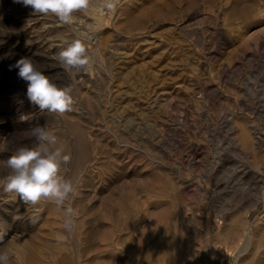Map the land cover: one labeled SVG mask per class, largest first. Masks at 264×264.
Listing matches in <instances>:
<instances>
[{
  "label": "rangeland",
  "instance_id": "rangeland-1",
  "mask_svg": "<svg viewBox=\"0 0 264 264\" xmlns=\"http://www.w3.org/2000/svg\"><path fill=\"white\" fill-rule=\"evenodd\" d=\"M82 33L96 66L65 73L55 54ZM22 56L73 89L71 112L29 102ZM38 126L77 195L69 218L2 191L11 264H264V0H121L71 28L0 0V162Z\"/></svg>",
  "mask_w": 264,
  "mask_h": 264
},
{
  "label": "clouds",
  "instance_id": "clouds-1",
  "mask_svg": "<svg viewBox=\"0 0 264 264\" xmlns=\"http://www.w3.org/2000/svg\"><path fill=\"white\" fill-rule=\"evenodd\" d=\"M14 3L30 8L31 15L54 16L59 24L70 28L77 23L79 14L94 12L105 17L115 14L121 6V0H14ZM96 28V24L89 25V30ZM85 36V33L74 35L55 54L65 73L78 74L95 68L96 53L90 49ZM13 69H18V77L27 84L29 102L41 112L63 115L73 110V89L54 82L32 58L22 56L9 65V70ZM31 136L32 145L15 148L0 162V190L18 197L26 205L51 203L71 218L73 210L66 207V202L77 195V188L63 172L70 156L51 128L35 127ZM11 260L9 251L0 249V264H11Z\"/></svg>",
  "mask_w": 264,
  "mask_h": 264
},
{
  "label": "bare ground",
  "instance_id": "bare-ground-1",
  "mask_svg": "<svg viewBox=\"0 0 264 264\" xmlns=\"http://www.w3.org/2000/svg\"><path fill=\"white\" fill-rule=\"evenodd\" d=\"M131 118H129L130 120ZM127 121V119H126ZM80 142V141H79ZM183 178V177H182ZM190 179H188L189 181ZM18 212V209H17V205H15L10 199L8 196H5L4 193L2 192V190H0V224H4L8 221H12L18 217L19 215L17 214ZM239 229H236V232L239 233L238 231ZM247 233H248V229H247ZM157 236V234H155ZM155 241L157 240L156 238L154 239ZM153 240V241H154ZM244 241L246 242V244L249 243V238L248 236L246 235L244 237ZM154 243V242H153ZM167 246H166V249L168 247V244L169 246H171V242L168 241L167 243ZM244 244V243H243ZM173 246V245H172ZM181 248H183V244H180V245H177V247H171L170 248V252L172 253V257H175L177 254L176 252L178 253V255L180 256L181 255ZM34 250V248L32 246H29V249H28V257H30L32 255V251ZM166 253V252H165ZM27 258V257H26ZM29 261H32V260H29Z\"/></svg>",
  "mask_w": 264,
  "mask_h": 264
}]
</instances>
